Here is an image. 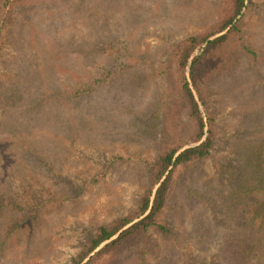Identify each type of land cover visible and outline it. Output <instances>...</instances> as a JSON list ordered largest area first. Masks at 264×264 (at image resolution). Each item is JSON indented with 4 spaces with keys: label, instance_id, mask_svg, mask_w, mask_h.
Here are the masks:
<instances>
[{
    "label": "rangeland",
    "instance_id": "374dc122",
    "mask_svg": "<svg viewBox=\"0 0 264 264\" xmlns=\"http://www.w3.org/2000/svg\"><path fill=\"white\" fill-rule=\"evenodd\" d=\"M231 14L232 0H0V264H72L101 227L135 219L161 146L200 144L186 82L215 146L173 177V236L97 256L110 241L83 264H264V0L217 55L205 43L165 73L175 45Z\"/></svg>",
    "mask_w": 264,
    "mask_h": 264
},
{
    "label": "trees",
    "instance_id": "16d2710c",
    "mask_svg": "<svg viewBox=\"0 0 264 264\" xmlns=\"http://www.w3.org/2000/svg\"><path fill=\"white\" fill-rule=\"evenodd\" d=\"M23 1L26 0H12L15 3ZM246 2L247 0H232V14L220 27L206 35L192 37L183 43L175 45L170 52L168 61L165 63L167 68L165 73H174V70L177 69L186 70L193 54L205 43H208V48L203 56L217 55L219 53L217 49L227 44L232 36L239 31L235 21L246 8ZM226 31L227 33L223 34ZM216 34L223 35L210 40ZM200 60L201 57L196 58L192 64V77L194 86L201 100H203L202 86L204 83L197 76L195 69ZM168 75L171 76L170 73ZM211 75H206V80L212 79ZM182 95V100L185 102L190 116L196 121L198 134L195 142L200 144L185 149L186 144H179L172 140L161 146L159 157L155 163L154 171L156 176L153 183L154 187L158 184L160 186L154 197L152 195L153 192H151V194L142 198L139 210L135 215V219H139V221L135 222V219L125 218L113 226L101 227L96 234L88 239L82 253L73 260L72 264H83L91 254L110 241L111 243L102 249L97 256L108 254L112 257L111 259L124 256L130 246L138 244L142 236L151 231L156 230L165 236H173L171 230L160 222L167 208L173 177L176 172L180 170L189 171L196 163L207 159L212 154L215 146L213 126L210 125L209 129H206L208 125L204 113L188 82L183 85ZM164 178L166 179L162 181ZM115 237L117 238L113 240ZM89 264H92V261Z\"/></svg>",
    "mask_w": 264,
    "mask_h": 264
}]
</instances>
